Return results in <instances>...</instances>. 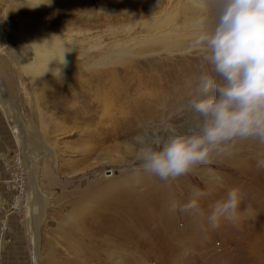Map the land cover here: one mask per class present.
<instances>
[{
  "label": "rangeland",
  "instance_id": "obj_1",
  "mask_svg": "<svg viewBox=\"0 0 264 264\" xmlns=\"http://www.w3.org/2000/svg\"><path fill=\"white\" fill-rule=\"evenodd\" d=\"M32 1L35 0H0V15L12 21L7 10ZM42 3L45 0H38V4L30 8L39 14L50 13L45 7L47 4ZM52 27L60 28L59 24H52ZM0 56L9 58L6 50ZM202 56L201 51L192 50L184 55V62L178 56L172 57L170 62L148 58L145 66H152L145 73L119 74L115 83L106 81V97L115 102L107 114L102 113L99 99L81 96L83 93L79 91L83 89L69 91L60 84L41 90V93L36 90L35 83L29 82L22 72L10 65V83H4L5 80L0 78L3 91L7 90L9 96H4L5 103H0V195L4 200V207H0V256L3 264H264V197L262 200H244V207L253 210L254 217L243 216L245 212L241 211L239 215L243 217L235 221L221 219L217 228L211 227L207 219L210 205L223 199V192L239 188L237 180L250 184L252 191L264 195V166H257L264 158L261 159L253 145L243 146L240 151L230 147L227 153H213L210 163L199 165L189 175L168 184L151 177L154 185L171 201L181 204L190 199L194 187L213 192L214 188L209 190L208 187L210 180L218 178L215 187L219 195L215 200L210 195L201 199L205 215L192 219V230L182 232V213L178 211L173 215L175 233L182 234L181 241H176L174 228H171L167 229V242L157 237L161 230L148 232L157 247L140 238L142 242L136 243L133 239L125 243L127 248L119 250L99 248L104 231L98 227L103 217L78 218L104 188L122 182H137L145 175L127 140L146 130L152 136L163 135L165 125L182 126L194 114L192 102L204 98L197 92L198 79L210 69L207 63L205 68L201 66L205 64ZM185 65L196 70L188 72L189 75L180 73ZM126 87L128 96L118 98ZM138 89L144 96L153 93L155 97L139 100L135 92ZM116 97L117 101L114 100ZM137 104H148L154 112H138L134 108ZM122 107L124 115L117 111ZM11 116L19 119L28 131L39 135L30 134L24 139L25 148L31 154L20 147L17 134L8 124ZM115 118L120 120L118 126L125 133L112 135L109 132L117 124L112 123ZM245 141L258 142L252 138ZM46 147L52 149V156L46 153ZM41 153L43 155H39ZM232 160L241 163L246 176L235 170L238 167L229 166ZM222 175L230 185L225 184ZM35 183L39 185L38 190L34 188ZM43 208L36 250L37 214ZM145 213L146 210L142 214ZM83 225H87V230L82 228ZM92 241L95 245L87 246V242ZM111 251L113 255L109 261Z\"/></svg>",
  "mask_w": 264,
  "mask_h": 264
},
{
  "label": "bare ground",
  "instance_id": "obj_2",
  "mask_svg": "<svg viewBox=\"0 0 264 264\" xmlns=\"http://www.w3.org/2000/svg\"><path fill=\"white\" fill-rule=\"evenodd\" d=\"M31 3L19 4L15 9L7 10L12 21L0 15V53L6 50L9 57L5 59L0 56V78L5 80L4 83H10V65H12L22 72L29 82L37 85L38 92L60 86V84L69 91L83 89L79 91L83 93L81 94L83 98L99 99L103 114H107L109 107L115 103L106 97V81L111 80L115 83L119 74L126 76L145 73L152 66H145L148 58L157 57L160 62L163 60L170 62L173 60L172 57L178 56L180 61L184 62L186 53L198 50L190 47L196 35L194 22L201 17H208L210 24L214 20V0H51L50 4L45 5L50 13L43 11L40 14L34 8H30L38 4V0ZM45 23L48 25L45 26ZM52 24H59L60 28H54ZM81 25L86 28L82 29ZM68 28L70 30H66ZM9 31L10 35H8ZM64 54L67 60L66 65L62 64ZM206 65L205 62L201 66L205 68ZM192 70L193 68L185 65L180 73H194L196 69ZM196 72L199 73L198 70ZM5 91L0 83V103H5L4 96L9 97L7 90ZM135 92L139 100L143 97H150L148 99L155 97L153 93L144 96L140 89ZM128 94L126 87L118 98ZM110 98L113 99V97ZM118 98L114 100L117 101ZM134 108L138 112L153 111L148 104L144 106L137 104ZM117 111L123 113L122 115L125 113L123 107ZM112 123H117L109 130L112 135L125 133V130H121L118 126L121 124L118 118L113 119ZM8 124L17 134L20 147L25 153L31 154V151L25 148L24 139H27L30 134L34 137L39 135L28 131L21 121L13 116L8 118ZM244 141H236L231 149L240 151L243 146L253 145L259 152L257 154L262 156L261 159L264 158V144L255 141L244 143ZM45 151L52 156L50 147H46ZM232 161L228 165L238 167L235 170L240 175L246 176L243 167H240L241 163ZM207 173L221 176L215 172H204V174ZM222 176L225 179V176ZM138 179L137 182L127 184L122 182L115 187L104 188L103 193L78 215V218L89 217L90 219L98 215L103 217V222L98 229L104 231V234L100 236L98 247L119 250L127 248L125 243L133 239H136V243L143 240L157 247V244H153V237L148 236V232L152 230H161L157 237L159 236V239L164 242L169 241L167 229L171 228H174L177 242L181 241L180 237L183 238L182 234L175 233L177 230L174 227V217L168 211L171 202L169 197L156 184L154 185L151 176L145 174L143 178ZM217 179L210 180L211 184L208 186L209 190L214 188L213 192L208 191L212 200L217 199L219 195L215 187ZM225 181L227 186L230 185L228 179ZM236 184L244 200H262L264 197L261 193L252 191L250 184H244L240 180H237ZM33 185L36 190L39 189L38 183ZM223 193L226 195L227 191ZM209 205L207 201V206ZM145 210L147 213L142 214ZM43 214L44 208L37 214L39 221L34 234L36 250L38 249L37 229ZM194 218L182 213L184 221L182 232L192 230ZM176 225L179 226V224ZM82 228L87 230V225H83ZM87 244L92 246L95 242H87ZM112 252L111 255L109 254V261L112 258Z\"/></svg>",
  "mask_w": 264,
  "mask_h": 264
},
{
  "label": "clouds",
  "instance_id": "obj_3",
  "mask_svg": "<svg viewBox=\"0 0 264 264\" xmlns=\"http://www.w3.org/2000/svg\"><path fill=\"white\" fill-rule=\"evenodd\" d=\"M213 10L211 24L201 17L193 25L190 47L200 50L210 66L198 79L197 92L204 98L192 102L194 114L182 126L165 125L163 135L141 132L126 141L143 173L165 184L210 163L213 153L229 152L238 140L264 144V0H214ZM206 196L207 191L194 187L186 203L172 200L168 211L203 217L200 201ZM243 202L239 188L228 190L210 205L211 227H219L221 219L237 220Z\"/></svg>",
  "mask_w": 264,
  "mask_h": 264
},
{
  "label": "crops",
  "instance_id": "obj_4",
  "mask_svg": "<svg viewBox=\"0 0 264 264\" xmlns=\"http://www.w3.org/2000/svg\"><path fill=\"white\" fill-rule=\"evenodd\" d=\"M243 207H244V205H242V210H241V211H243V209H244ZM247 208L249 209V207H247ZM250 212H252V214H250ZM254 213H255V212H254L253 210H250V209H249V210L247 211V213H246V212L244 213L243 216H245V215H251V217H252V216L254 217ZM243 216H240V215H239L240 218L243 217ZM255 217H256V216H255Z\"/></svg>",
  "mask_w": 264,
  "mask_h": 264
},
{
  "label": "built area",
  "instance_id": "obj_5",
  "mask_svg": "<svg viewBox=\"0 0 264 264\" xmlns=\"http://www.w3.org/2000/svg\"><path fill=\"white\" fill-rule=\"evenodd\" d=\"M18 186H19V184H18ZM16 199V198H15ZM0 207H4V200L1 198V195H0ZM0 264H3L2 263V259H1V256H0Z\"/></svg>",
  "mask_w": 264,
  "mask_h": 264
}]
</instances>
